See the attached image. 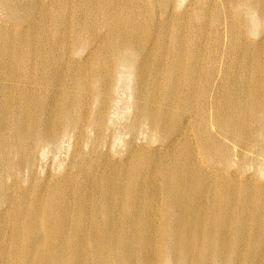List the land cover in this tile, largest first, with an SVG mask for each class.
Segmentation results:
<instances>
[{
	"label": "bare ground",
	"instance_id": "6f19581e",
	"mask_svg": "<svg viewBox=\"0 0 264 264\" xmlns=\"http://www.w3.org/2000/svg\"><path fill=\"white\" fill-rule=\"evenodd\" d=\"M153 1L0 0V264H264V0Z\"/></svg>",
	"mask_w": 264,
	"mask_h": 264
},
{
	"label": "rangeland",
	"instance_id": "374dc122",
	"mask_svg": "<svg viewBox=\"0 0 264 264\" xmlns=\"http://www.w3.org/2000/svg\"><path fill=\"white\" fill-rule=\"evenodd\" d=\"M167 1V0H166ZM142 2V1H141ZM161 2L162 0H154L150 6V12L144 13V15H148V18L152 19L150 23L154 24L156 22V16L158 13L162 12V7H161ZM177 3V0H176ZM251 26V23H250ZM253 35V34H252ZM65 59V57H64ZM63 60V58H62ZM64 61V60H63ZM51 62V61H50ZM66 69L69 71L70 76L74 71L70 68ZM68 77H66L67 79ZM46 83H57L56 81H48ZM68 85V80L66 81ZM80 84H78V87L80 88ZM40 87V85H34V86H27L24 85V88H29L31 90H36ZM53 89L51 90H44V88H39L38 93L42 94L44 98L47 96L51 95ZM116 97V102L113 104V107L111 109V119L108 122V128H109V133L111 130L116 131L114 134L113 141L115 142V135H117V132H120V134H123V129L124 125L126 123V116L127 114L125 111L127 110V100H129L128 97V92L123 91V87L120 85L117 87V91L115 93ZM47 107H50V104H46ZM125 115V116H124ZM86 146V149L90 146V142H84ZM119 148V147H118ZM74 158L71 155V148H69V143L64 142L61 146L51 149L42 158L40 159L38 163V169L39 172L42 176L44 175H52V178L55 180L59 178L60 176H57L60 170H62L64 167L69 166L71 163L74 162ZM70 167V166H69ZM264 173V169H263ZM262 178H264V175H262ZM72 186H75V183H71ZM80 183H77L76 187H78ZM71 197V192L68 193V199ZM75 200V197H73L72 202Z\"/></svg>",
	"mask_w": 264,
	"mask_h": 264
}]
</instances>
